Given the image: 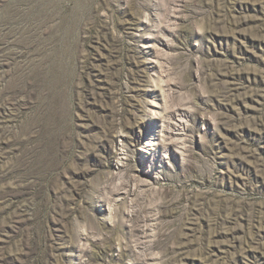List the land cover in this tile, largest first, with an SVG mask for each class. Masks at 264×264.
<instances>
[{"label":"rangeland","instance_id":"1","mask_svg":"<svg viewBox=\"0 0 264 264\" xmlns=\"http://www.w3.org/2000/svg\"><path fill=\"white\" fill-rule=\"evenodd\" d=\"M0 264H264V0H0Z\"/></svg>","mask_w":264,"mask_h":264}]
</instances>
